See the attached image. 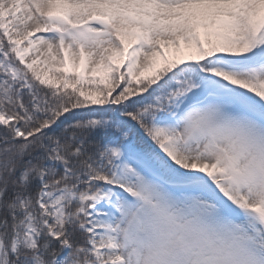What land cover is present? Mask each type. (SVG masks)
Here are the masks:
<instances>
[{
	"label": "snow or ice",
	"instance_id": "1",
	"mask_svg": "<svg viewBox=\"0 0 264 264\" xmlns=\"http://www.w3.org/2000/svg\"><path fill=\"white\" fill-rule=\"evenodd\" d=\"M0 264H264V0H0Z\"/></svg>",
	"mask_w": 264,
	"mask_h": 264
}]
</instances>
